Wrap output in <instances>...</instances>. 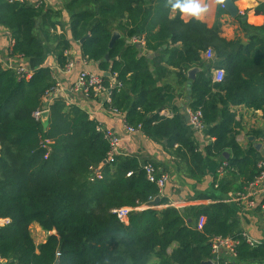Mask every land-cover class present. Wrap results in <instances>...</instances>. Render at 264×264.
<instances>
[{"label":"trees","instance_id":"trees-1","mask_svg":"<svg viewBox=\"0 0 264 264\" xmlns=\"http://www.w3.org/2000/svg\"><path fill=\"white\" fill-rule=\"evenodd\" d=\"M164 2L63 0L55 9L45 3L0 0V26L10 34L9 56L38 59L55 44L61 68L69 62L65 53L71 41H79L87 61L117 74L120 89L110 88L102 76L109 93L106 106L125 113V123L140 126L150 140L176 144L178 154L191 161L189 177L203 175L205 157L225 160L227 169L222 175L215 172L212 183L225 193L240 191L258 175L257 164L264 160V150L253 146L264 139V128L253 130L254 140L242 149L234 140L238 123L229 107L244 105L264 117V22L254 26L243 19L247 11L237 15L246 41L238 36L226 40L219 36L218 24L224 9L218 8L215 24L207 28L195 20L184 22L178 13L169 18ZM64 13L68 34H55L52 30L63 24ZM253 13L264 17V3ZM113 31L119 37L109 47ZM127 39L143 40L147 51L159 54L154 73ZM208 49L214 52L210 62L201 57ZM193 66L201 67L200 72L186 88V72ZM212 66L223 71L221 82L212 81ZM168 67L176 69V85L188 90L189 108L201 111L205 135L214 138L204 150H199L183 114L159 116L165 98L157 80L172 75ZM55 84L48 67L18 78L13 68L0 64V219H9L0 226L5 264H202L210 256L211 237L240 234L237 208L224 202L144 208L121 222L112 210L160 196L140 168L149 161L120 154L96 178L91 168L106 158L109 148L97 123L61 98L47 104L45 125L33 115L46 105ZM165 204L168 200L160 197L158 206ZM200 217L204 223L198 228ZM33 223L47 234L45 241L35 243L29 232ZM237 251L238 262L232 264L264 258V246L251 249L241 243Z\"/></svg>","mask_w":264,"mask_h":264},{"label":"crops","instance_id":"crops-1","mask_svg":"<svg viewBox=\"0 0 264 264\" xmlns=\"http://www.w3.org/2000/svg\"><path fill=\"white\" fill-rule=\"evenodd\" d=\"M9 2L13 1L9 0ZM26 3L34 5L45 3L55 9H59L61 4H63V0H27ZM209 3L210 11L203 21H198L204 24L207 28H211L215 24L217 10L219 8V4H216L214 0H209ZM233 3L239 12L238 15L243 16L247 11L246 17L244 16L243 19H246L249 24L259 26L264 22V17L256 16L253 13V9L259 3L264 2H260L259 0H236L233 1ZM174 14L175 13H170L169 18H172ZM180 18L184 22L193 20L187 17L182 18L181 16ZM62 21L63 24L61 26L57 25L55 30H52L53 33L68 34V16L65 13ZM218 22L220 37L226 40H232L235 36H238L239 38H242L243 41H246L240 28V22L235 19V17L232 18L228 13H225L220 16ZM127 43L137 45L139 55L145 56L148 59L149 69L154 73V68L156 67L157 62L155 59L159 54L147 51L144 48L143 40L127 39ZM10 45L11 40L9 31L0 26V49L3 62H7L13 67L22 66L30 72H33L38 68L48 67L55 83H59L60 89L56 95L52 94L50 96V93L46 95L45 98L47 103L51 100L49 102V104H51L54 99L61 98L67 106H76L80 108L86 112L90 120H94L97 123V127L110 129L120 137L121 155L135 156L141 162L145 160L153 162L159 171L167 175L168 180L161 192V197L166 198L168 204L157 205L154 206V208L162 209L167 206L176 207V202L182 203V205H177L178 208H184L191 205H209L214 202H222L227 194L232 192L228 191L225 193L221 190V187L212 183L215 172L220 164L226 162L225 160L221 158L205 157L203 163V175L199 179L195 178V176L189 177L186 173V169L188 165H191V161L190 159L183 157L181 154H178L176 144L170 145L166 140L152 141L141 131L128 133L126 130L127 124L124 121L125 113L120 111L114 112L111 110L109 106L104 104L105 97L102 95H99L98 97L93 95L87 96L82 90L75 89L78 75L84 70L101 77L106 76L105 74L107 72L110 73V76L106 77L109 79L112 88H117L116 86L118 83L116 73L112 74L109 69L105 71L100 70L98 62L87 61L82 56L79 41H71V47L65 53L67 58H69V62L72 63V67L69 70L66 69V65L62 68L58 66L53 52L55 44L53 47L49 46L45 55L38 59L9 56L8 50ZM175 45H180V43H176ZM204 53L201 52L202 59L206 62H210V60L206 59ZM161 65L165 66L164 63H161ZM2 66L5 67L4 64ZM193 67L198 68V71L201 68L198 66ZM168 70L172 75H166L157 80V87L163 92L165 98V105L160 110L159 116L171 119L175 114L181 113L184 115L186 124H188L187 112L190 109L189 103L191 98L186 88L190 84L189 78L187 77L188 82L186 88L182 90L181 87L176 85V79L173 76V72L176 71V69L168 67ZM198 71L196 73H198ZM221 71L220 68H215L213 66L210 67L209 72L213 82H219V73ZM215 75L217 76V79L215 78ZM120 87L118 89H120ZM55 96L57 97L54 98ZM229 110L234 114L235 122L238 123V125L233 127L234 140L242 149H244L250 144L247 141V137L252 136V131L264 128V117H262V112L260 110L255 111L244 105H231ZM192 132L199 145V150H204L209 143L214 141V138L211 136L205 135V137L202 138L198 135L196 136L194 131ZM258 142H260V140ZM261 149L264 150V146H262ZM225 153V157L231 156L230 152ZM103 162L104 160L91 169L94 170L99 166L102 167L104 165ZM181 176H183L184 179H182ZM256 199L261 201L264 199V194H258ZM144 208L145 206L141 205L140 210ZM236 214L242 231L255 239L264 240V209H261L257 204L254 208L247 210H238L237 208ZM2 220L3 219H0V225L4 224V221ZM203 223L204 221L202 222V225ZM33 230H35L36 233L42 231L36 223H33L29 227V232ZM41 242H43V240H41ZM234 262L237 263L238 259H235ZM240 264H264V258L250 259Z\"/></svg>","mask_w":264,"mask_h":264},{"label":"built area","instance_id":"built-area-1","mask_svg":"<svg viewBox=\"0 0 264 264\" xmlns=\"http://www.w3.org/2000/svg\"><path fill=\"white\" fill-rule=\"evenodd\" d=\"M10 1L18 2V3L27 2V0H10ZM259 1L264 2V0H259ZM219 8L224 9V5L219 4ZM204 55H206L207 60H212L214 58V52L212 49L206 50ZM0 64L1 65L4 64L5 65L4 68H13L18 74V78L28 77L32 74V72L28 71L22 66L13 67L7 62H3L1 49H0ZM71 67H72V63L68 62L66 64V69L69 70L71 69ZM215 78L217 79L216 75ZM222 79H223V71L219 73V82H221ZM120 86L121 84L117 83V87ZM110 88H112L111 85ZM59 89H60L59 83L56 82L55 87L50 91H48V93H50V96L52 94L56 95ZM75 89L82 90L85 94H87V96L90 94V91L92 92L91 95L93 96L98 97L99 95H102L105 97L104 99L105 101H107L109 97L107 87L104 86L102 77L93 74L87 70L81 71L79 73ZM56 97L57 96H55L54 98ZM47 104L49 103H46V105L42 109L35 110L33 115L36 119L41 118V114L44 109L47 110ZM110 109L113 110L114 112H118L115 109L112 108ZM187 119H188V126L192 129V131L195 132V135L196 136L198 135L202 138L205 137L206 127L202 120L201 111L199 109L197 110L189 109L187 112ZM97 130L102 132L103 138L108 143V147H109L104 161L106 163L113 162L114 158L117 155L121 154V150H120L121 139L110 129L97 127ZM126 130L128 133H135L137 131H140V126L134 128L132 126L126 125ZM260 141H264V139ZM262 146H264V142H262ZM100 167L101 166L94 169L93 171L94 176L96 178H99L101 175L99 171ZM227 167L228 164L226 162H223L218 167L216 173L218 175H222L224 171L227 169ZM140 168L145 172L147 180L155 183V185L159 189L161 196V192L168 180L167 175L159 171L158 168L155 166V164L152 162L144 163L143 165H141ZM257 168L259 170V173L253 179V181H251L247 186L243 187L242 190L227 194V196L222 200V202L230 205H234L235 207L238 208V210L251 209L254 208L257 204L261 209H264V199H262L261 201L256 199V196L258 194H264V160L258 162ZM130 174L131 173H128L127 176H130ZM140 208L141 205L137 207L122 206L112 210V212L116 214L117 218L121 222L127 223L129 213L134 210H140ZM176 208H178L177 205ZM2 221H4V224L9 223V219L7 218L3 219ZM203 221H204L203 217H200L199 220L197 221L198 228L202 227ZM241 243L246 244L251 249L259 246H264V240L255 239L244 231H241L240 234H238L237 236H213L209 239V245H210L209 261L211 262V264H231L237 258V254H238L237 250L238 247L241 245ZM0 264H5V262L2 260L1 257H0Z\"/></svg>","mask_w":264,"mask_h":264},{"label":"clouds","instance_id":"clouds-1","mask_svg":"<svg viewBox=\"0 0 264 264\" xmlns=\"http://www.w3.org/2000/svg\"><path fill=\"white\" fill-rule=\"evenodd\" d=\"M221 4L223 0H214ZM164 6L171 13H178L182 18L187 17L196 21H203L210 11L209 0H165Z\"/></svg>","mask_w":264,"mask_h":264},{"label":"water","instance_id":"water-1","mask_svg":"<svg viewBox=\"0 0 264 264\" xmlns=\"http://www.w3.org/2000/svg\"><path fill=\"white\" fill-rule=\"evenodd\" d=\"M221 4L224 5V10H225L226 13H228L232 18H233V17H236V16L238 15L239 12H238L237 8L235 7V5H234V3H233V0H223V2H222ZM118 37H119V33H118L117 31H113V32H112V35H111V38H110V41H109V47L112 46L114 40H115L116 38H118ZM82 40H83V39H82ZM82 40H81V41H82ZM107 59H108V55L105 54V56H104V60H107ZM197 71H198V68H195V67L190 68V69L187 71V77L189 78V83H191V82L194 80V78H195V74H196ZM105 75H106V76H110V73L107 72ZM47 113H48V111L44 109L43 112H42V114H41V118H40V120H41V122H42L43 124H45V122H46ZM253 140H254L253 136H248V137H247V141L252 142ZM253 146L255 147V149H256L257 151H260V149H261V147H262V143H260V142H254ZM103 164H106V162L104 161ZM160 197H161V196L158 195V196L154 197L152 200L146 202V203L144 204L145 208H152V207H154V206H157V205L160 203ZM181 209H182V208H181ZM202 264H211V262H210L209 260H207V261H204Z\"/></svg>","mask_w":264,"mask_h":264},{"label":"rangeland","instance_id":"rangeland-1","mask_svg":"<svg viewBox=\"0 0 264 264\" xmlns=\"http://www.w3.org/2000/svg\"><path fill=\"white\" fill-rule=\"evenodd\" d=\"M205 57H206V55H205ZM184 172V171H183ZM185 173V172H184ZM187 173V172H186ZM185 173V174H186ZM187 175V174H186ZM188 177V176H187ZM181 178L182 179H184V177L183 176H181ZM185 180H186V178H185ZM176 205H182V203H178V202H176L175 203ZM30 233H31V236H32V238H33V240L35 241V243H39V242H41V240H45L46 239V233L42 230L41 232H39V233H36L35 232V230H33V231H30Z\"/></svg>","mask_w":264,"mask_h":264}]
</instances>
